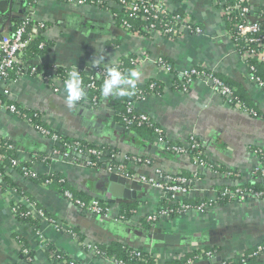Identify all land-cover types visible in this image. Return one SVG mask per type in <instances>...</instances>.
Here are the masks:
<instances>
[{
    "label": "crops",
    "instance_id": "1",
    "mask_svg": "<svg viewBox=\"0 0 264 264\" xmlns=\"http://www.w3.org/2000/svg\"><path fill=\"white\" fill-rule=\"evenodd\" d=\"M165 2L170 10L190 15L205 33L177 40L158 36L143 39L119 28L111 12L100 7L40 0L28 8L24 0H0L4 4L0 37L11 31L14 20L27 13L34 21L45 24L41 36L52 45L45 55L34 59L33 64L41 66L47 74L52 73L53 67L77 68L89 74L95 66L113 65L123 56L139 57L143 61L137 69L141 75L135 87H146L157 81L161 92L136 102L135 109L152 118L172 144L188 148L191 138H198L204 146L207 162L223 175L232 173V177L207 168L199 171L190 156L165 154L158 138L149 140L135 130L126 129L117 119L116 101L121 96L110 94L100 109L80 103L69 108L65 103L64 85L26 74L8 83L1 82L0 97L7 103L41 113L43 123L66 139L83 141L94 147L108 146L121 155L150 158V166H130V172L137 176L157 178L156 170L166 174H190L192 182L186 199L211 201L217 198L221 188L259 182L252 172L259 164L254 150L264 148V89L252 80L249 66L227 36L228 28L219 4L221 0ZM249 3L255 12L264 6V0H249ZM110 6L118 8L114 3ZM250 19L255 21L256 18L252 15ZM159 57L167 59L177 74L161 71L157 65ZM93 61L99 63L93 64ZM196 66L206 67L236 88L247 104L256 108L259 116L252 117L234 108L213 91L209 82L198 81L189 93L181 91L183 74ZM134 88L129 86V91ZM0 138L17 145L20 164L34 161L32 168L39 175L57 173L63 176L66 188L85 199L97 198L109 204L114 216L121 215L128 205L136 206L131 223L120 225L81 210L65 199L57 186H44L17 172L10 175L23 195L34 200L60 224L77 230L87 244L104 248L116 243L136 248L143 246L146 252L157 257L159 264H171L194 251L210 249L216 251L215 261L196 264H220L264 242V200L219 205L205 213L190 212L174 219L162 217L147 228L141 223L158 213L168 199L164 191L138 181L143 188L132 196V200L106 202L100 195L106 187L104 179L123 175L88 167L85 157L76 153L52 159L51 153L57 145L2 107ZM47 158L50 160L46 161ZM198 171L200 178H193ZM9 184L0 181V264H54L50 255L41 249L43 238L80 264H113L96 257L80 246L71 234L58 232L45 220H41L38 231L23 224L11 211L12 204L24 201L23 195ZM132 229L136 233L130 232ZM137 230L146 233L140 234ZM148 232L179 235L180 241L173 244L154 242L146 237ZM27 248L35 254L31 262L23 254Z\"/></svg>",
    "mask_w": 264,
    "mask_h": 264
},
{
    "label": "built area",
    "instance_id": "2",
    "mask_svg": "<svg viewBox=\"0 0 264 264\" xmlns=\"http://www.w3.org/2000/svg\"><path fill=\"white\" fill-rule=\"evenodd\" d=\"M65 1V0H60ZM68 3L76 4V5H84V6H95L100 7L102 2H108L109 5L114 3L116 6L124 10L128 16L134 20H142L149 21L148 25L144 27L141 31H130L133 30L131 24L127 21L123 22L122 30L131 36L138 38H154L156 36L161 38H175L182 39L187 35L197 36L204 34V30L196 24L191 18L190 15L187 16L174 15L172 10L168 8L165 0H98L92 1L91 4H87L85 0H66ZM222 7V15L229 22L231 28L227 29V36L232 41L234 47L236 48L238 54L243 58V60L249 66L251 70L252 80L255 81L261 88L264 89V84L260 82L259 79H256L254 76L255 68L248 64V60L252 58H256L259 61L264 63V6L260 8L259 15L255 16V21H251L250 17L252 16V7L249 3V0H233V3L227 2V0H221L219 3ZM4 4L0 3V18L4 15L3 13ZM101 8V7H100ZM107 10V9H106ZM235 14L238 15V18L235 17ZM113 18L114 15L112 14ZM33 23V35L28 38H25L27 26L30 23ZM11 31L8 34H5L0 37V83H8L13 80H10V73L14 71L16 68L29 69L30 67L27 65V62L24 60V52L29 46V43L32 39L36 38L37 35L41 36V31L46 29V25L43 23H38L34 21L33 17L27 13L22 17L21 22L16 25L13 23ZM43 47V44L41 45ZM142 59L138 57L135 61L137 69L142 64ZM119 60L113 65H97L91 70L89 74L86 75L89 77V82L84 84V87L87 89V96L84 101L80 104L91 107L92 109H100L104 107L105 97H103L100 93L99 82L103 83L104 76L106 75L107 68L117 65ZM157 65L159 69L166 73H172V64L167 63L163 57H159L157 59ZM59 67H53L51 74H45L44 72L37 71L36 67H32L30 72L27 75L39 77L46 82L50 83H59L64 85L66 79L60 76L58 73ZM73 69V68H72ZM26 75V74H23ZM22 75V76H23ZM99 76V78H98ZM184 77V85L183 92L189 93L195 86V84L200 82H209L213 91L222 96L230 105L238 110L248 114L252 117L257 116V114L253 110H249L248 107L240 101L237 97H235V91L229 85H227L224 81L219 79L213 72L208 70L203 66H196L186 71L183 74ZM154 85H151V89H154ZM132 90H130L131 92ZM89 92H92L93 96H90ZM101 95V97H100ZM1 104V101H0ZM11 113L19 116L20 112L18 111L16 106H10L7 108ZM135 105L129 104L127 108V114L122 117L123 124L126 128H130L133 125L143 126L147 125L148 127H154L156 123L146 114L135 112ZM24 121L28 122L27 119ZM31 124V123H29ZM32 125V124H31ZM33 126V125H32ZM34 127V126H33ZM35 128V127H34ZM36 129V128H35ZM41 134L50 138L54 144L57 145L56 150L51 153V158L54 159L60 155L71 156V153L80 154L85 157V164L88 167L94 169H103L104 171L110 174H118L123 175L124 177L140 181L142 184L150 187L157 188L162 190L168 196V199L165 201L168 204L177 203L179 201L180 209L184 210L185 215L194 212V213H205L209 208L219 206L221 204L220 201L224 199L230 200L233 203H242L247 200H264V192H255L253 189L247 190L242 188H234L233 186L225 187L224 191L221 193L222 195L218 196L215 200H207L208 203H204L200 206L190 207L183 203V200L188 197L190 184L192 182L191 179H188L183 176H178V174H166L162 170H156L157 178H149L146 176H137L130 172V166H150L152 161L148 157H142L137 155H128V154H118L108 146H100V147H89L85 146L81 142H75L72 144H68L63 142L61 136L54 132L44 129H36ZM155 133L158 136V141L160 148L169 152L170 154L180 157V156H190L193 154L194 164L198 169H212L214 172L218 174L219 170L214 166L210 165L206 160V154L203 144L198 142L196 137L191 138L190 146L188 148L171 144L169 142H165L164 140V131L159 127L155 126ZM64 148L65 152H60L59 148ZM10 149L16 150L13 145L9 146ZM2 149V145L0 144V151ZM255 154H263L262 150L256 151ZM6 158L5 155H0V161H4ZM13 163L17 166H20L19 161H13ZM35 165V163L33 164ZM24 166L22 170L25 173V176H36L39 175L32 168ZM216 169V170H215ZM255 174L257 176H261L264 178V162L259 164L256 168H254L252 175ZM50 175V174H49ZM52 175V174H51ZM225 177H232V173L224 174ZM0 178L2 175L0 174ZM193 178H200V172H196L193 174ZM50 180H47L45 184H49ZM237 187V186H234ZM64 198L70 201L72 204L84 210L93 216H99L105 220H114L120 225H129L131 223V218L126 219L119 216H114L110 205L107 203H102L101 200L97 198H93L89 202H85L79 200L74 197L71 192H66ZM25 199V198H23ZM27 201V200H26ZM25 202V201H24ZM28 202V201H27ZM19 203H15L13 208H11L14 216L20 214V206ZM173 213V210L168 209L164 210L158 215H153L148 217L149 222L157 223L159 218L162 217H170V214ZM23 216L25 217H37L40 220H45L49 222L58 232L68 233L73 236L76 240V235L71 231H68L64 225L60 224L57 221L48 220L44 211L35 208L33 205L29 203L28 212H26ZM171 218V217H170ZM47 239H42L40 246L43 252L46 253L47 249ZM84 247L86 250L91 251L93 255L99 258H103L113 264H126L123 261H118L113 257H107L101 253L98 246L95 244H79ZM262 253V257L264 256V247H259L258 251L252 254L251 257L258 256ZM23 254L27 257L28 261H33L35 258L31 256V250L24 249ZM142 253H137V257L141 258ZM53 255V253L51 254ZM156 263L159 264L157 257H155ZM217 258L216 253L209 252H201L199 255L195 256L188 260L187 264H196L198 262H203L205 260H215ZM247 259V258H246ZM60 264H67L65 260H62ZM70 264H74L71 262ZM220 264H229L225 261H221Z\"/></svg>",
    "mask_w": 264,
    "mask_h": 264
},
{
    "label": "trees",
    "instance_id": "3",
    "mask_svg": "<svg viewBox=\"0 0 264 264\" xmlns=\"http://www.w3.org/2000/svg\"><path fill=\"white\" fill-rule=\"evenodd\" d=\"M40 0H24V5L26 7H33L35 6ZM92 1H98V0H85V2L87 4H91ZM117 1V0H116ZM179 2H182L184 0H177ZM68 3L66 0L63 1ZM231 4L233 3V1L230 2ZM100 7L103 9H107L108 11L111 12V14L114 15V20L117 24V26L120 28L123 25L124 21H127L129 24H131V26L133 27V30L130 31H141L142 34L143 33V29L145 26L148 25L149 21H142V20H134L132 18H130L128 16V14L124 11L121 10L119 8H112L109 3L107 2H102L100 4ZM253 11V10H252ZM174 15H181V16H187L186 14L182 13V12H176V11H172ZM254 12V11H253ZM252 15L257 16L260 13L259 11H256L253 13ZM24 16V15H23ZM22 16V17H23ZM21 18H18L16 20H14V23H16V25H18L21 20ZM235 17L238 18V15L235 14ZM192 18V17H191ZM192 20L194 22H196L193 18ZM226 20V19H225ZM196 24L198 26H200L197 22ZM226 25L227 28H231V25L229 24V22H227L226 20ZM33 23L31 22L28 26H27V31H26V36L25 38H28L33 35ZM201 27V26H200ZM202 28V27H201ZM14 29V27H13ZM203 29V28H202ZM204 30V29H203ZM205 32V31H204ZM167 39H172V40H177L175 38H170V37H166ZM43 44V47H41V45ZM51 42H47L42 36L37 35L36 38L32 39L29 43V46L27 47V49L24 52V60L25 62H27V65L30 67L29 69H31L32 67H36L37 71L39 72H43L42 71V67L41 66H37L33 64V60L36 59L39 56H43L45 55L50 47H51ZM138 59L137 56L131 55V56H123L119 59V62L117 66L119 67V69L124 72L130 69H135L137 70L135 61ZM163 59L167 62L170 63L167 59H165L163 57ZM171 64V63H170ZM248 64L250 66H253L255 68L254 71V76L256 79H259L260 82H262L264 84V63L259 61L258 59H249L248 60ZM112 67V66H111ZM27 69H20V68H16L14 71H11L10 73V80H15V79H19L23 74H28L30 72V70ZM72 70V68H58V73L60 76H62L63 78H65L66 80L68 79V74L69 72ZM81 73V78L83 81V85L86 84L87 82H89V77L81 72L80 70H78ZM45 73V72H44ZM172 73L173 74H177V71L175 70V67L172 66ZM47 74V73H45ZM218 77V76H217ZM219 78V77H218ZM220 79V78H219ZM223 81V80H222ZM184 77H183V82L180 84V90H183V85H184ZM226 83V82H225ZM99 87L101 90L102 87V82H99ZM227 85H229L231 88H233V90L235 91V97H237L240 101H242L249 110H253L258 117L259 113L257 112L256 108H254L253 106H250L247 104V102L240 96V93L238 92V90L236 88H234L233 86H231L230 84L226 83ZM151 85H154V89H151ZM161 92V87L159 82L157 81H152L151 84H148L146 87H141V86H137L135 87L132 91L130 95H125V96H121L117 98L116 101V106L119 110H117V119L120 120L121 124L123 126H125L123 124L122 121V117L124 115L127 114V108L129 104H136V102H140L143 99H145L148 95L151 94H159ZM90 96L92 95V92H89ZM101 94V93H100ZM101 97V95H100ZM0 107L2 108H8L10 106H16L18 111L20 112L19 118H21L22 120L27 119L29 121V123H31L36 129H44L47 131H50L51 133L54 134V131H52L47 125H45L43 123L42 120V114L37 112V111H33V110H28V109H24L19 107L17 104H13V103H7L5 102L4 98L0 97ZM135 112H138L137 110H135ZM139 113V112H138ZM152 119V118H151ZM153 120V119H152ZM156 127L158 126L157 124L155 125ZM155 126L154 127H148L147 125H143V126H137V125H133L130 128H125L129 129V130H135L137 133L145 136L147 139L149 140H153V139H157L158 136L155 133ZM164 140L165 142H169L166 139V135L164 133ZM61 138L63 139L64 144L68 143V144H72L75 142H81L82 144H84L85 146H89V147H94L91 146L89 144H87L86 142L83 141H79V140H69L66 139L64 137L61 136ZM198 140V142H200V140L198 138H196ZM170 143V142H169ZM201 143V142H200ZM0 144L2 145V149L0 151V155H5L6 158L5 160L2 162L0 161V174L2 175V178H0V181H6L9 182L10 187L15 188L16 192L19 193L21 196L23 195L20 192V189L16 186V184L13 182L12 180V173L17 172L20 173L22 176H24L26 179L31 180V181H36L41 183L44 186L47 187H54L57 186L58 189L60 190L61 195L64 197L66 192H71L75 198L85 201V202H89L92 199H89V197L87 199L83 198L82 196L77 195L75 192H73L72 190L66 188V179L60 175H58L57 173L54 174H50V175H46V176H41V175H36V176H25L24 171L22 170V168L24 166L30 167L34 161L29 162V163H25V164H20V166H17L13 163V161H16L17 159V145L14 142L8 141L6 139H2L0 138ZM172 144V143H171ZM202 144V143H201ZM10 145H13L16 150H12L9 148ZM111 148V147H110ZM112 150H114L113 148H111ZM161 149V148H160ZM60 152H65L64 148L60 147L59 148ZM162 150V149H161ZM262 150L263 154H256L257 157L259 158V164H261L262 162H264V148H256L254 150V152ZM116 153H119L118 150H114ZM163 153L168 154V155H172L169 152H166L165 150H162ZM130 155V154H128ZM190 157L192 158V160H194L193 154H190ZM50 159L47 158L46 161H49ZM258 164V165H259ZM199 171H201L199 169ZM11 175V176H10ZM178 176H183L186 177L188 179H192L190 177V174H178ZM255 179H258L259 182L253 183L251 185H246V186H237V187H232V189L234 188H242V189H253L255 192H264V178H262L261 176H257L255 174L252 175ZM47 180H50L49 184H45V182ZM225 188H221L219 191V196H221L222 192L224 191ZM24 199L23 202H20L18 205L20 206V214H18L17 216H15L18 220H20L23 224H29L31 225L35 230H39L41 227V220L37 217H25L23 216L26 212H28L29 209V203L31 205H33L35 208L44 211L46 217L48 218V220H52V221H57L53 216H51L49 213L46 212L45 209H43L41 206H39L34 200H32L30 197L23 195L22 196ZM29 202H27V201ZM102 203H104L103 201H101ZM221 202V206L223 205H227L233 202H230V200L228 199H224ZM204 203H208L207 200H198V201H194V200H188V199H184L182 204H185L187 206L190 207H196V206H200ZM15 204L11 205V208H13ZM171 209L173 210V213L170 214V217L172 219L174 218H178V217H182L185 215L186 212H184V210L180 209L179 207V201L177 203H172V204H168L167 202H164L162 204V207L158 210V213L155 215H158L159 213H161L164 210H168ZM136 212V206L135 205H128L124 208V212L121 214L122 217L126 218V219H130L134 213ZM154 224L153 222H149L148 219L144 220L141 225L146 226L147 228H151ZM68 231H71L73 234L76 235V241L78 242V244H83L86 243L85 242V238L79 233L77 232V230L68 227V226H64ZM259 247H264V242L259 244L258 246H256L254 249H252L249 252L243 253L241 255H239L238 257L234 258L233 260L230 261H225L229 264H264V261L262 260V253H260L258 256L255 257H251L252 254L256 253L258 251ZM99 250L101 251V253L107 257H113L115 259H117L118 261H123L126 264H157L156 260L154 258L153 255H151L149 252H146L144 249L141 248H136L133 246H130L126 243H116L112 246H110L109 248H104L101 246H98ZM29 250H31L30 248H27ZM212 251L214 253H216V251L214 250H210V249H206V250H202V251H194L192 254L187 255L183 258H181L180 260L174 261L171 264H187L188 260L191 258H194L195 256L199 255L201 252H209ZM142 253L141 254V258L137 257V253ZM46 253L48 255H50L51 259L53 260L54 264H60L62 260H65L67 262V264H70L71 262H74V264H80L78 262H75L73 259H71L67 254H64L63 252H61L60 250H58L57 248H55V246L53 244H51L49 241H47V249H46ZM53 253V255H51ZM31 256H35L34 252L31 251ZM247 258V259H246Z\"/></svg>",
    "mask_w": 264,
    "mask_h": 264
},
{
    "label": "clouds",
    "instance_id": "4",
    "mask_svg": "<svg viewBox=\"0 0 264 264\" xmlns=\"http://www.w3.org/2000/svg\"><path fill=\"white\" fill-rule=\"evenodd\" d=\"M92 63L98 64L99 61H93ZM140 75L135 69L122 72L117 66L107 68L100 90L101 95L105 98L110 97V94L111 96L130 95L129 86L134 88ZM64 90L66 93L65 103L69 108L86 99L87 89L83 85L81 73L77 68H73L69 72L68 79L64 83Z\"/></svg>",
    "mask_w": 264,
    "mask_h": 264
},
{
    "label": "water",
    "instance_id": "5",
    "mask_svg": "<svg viewBox=\"0 0 264 264\" xmlns=\"http://www.w3.org/2000/svg\"><path fill=\"white\" fill-rule=\"evenodd\" d=\"M233 0H227V2H231ZM255 12V11H254ZM253 12V13H254ZM121 130V128L119 129ZM202 170V169H200ZM104 183L106 187L101 190L100 195L103 199L108 203H115L117 200H132V196L135 197L136 193L142 190L143 185L135 180H131L124 177H119L116 175L108 176L104 179ZM96 218L101 219V217L96 216ZM136 233L135 229L130 230V232ZM138 233L142 234L145 231H139ZM146 237L154 242H165L166 244H173L180 241L179 235L167 234V233H154L148 232ZM146 243V242H142ZM138 248L144 249L143 246H139ZM215 261V260H213Z\"/></svg>",
    "mask_w": 264,
    "mask_h": 264
}]
</instances>
